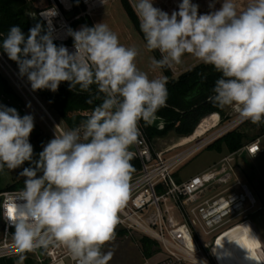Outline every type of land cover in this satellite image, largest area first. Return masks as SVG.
<instances>
[{
    "label": "clouds",
    "instance_id": "9594fccd",
    "mask_svg": "<svg viewBox=\"0 0 264 264\" xmlns=\"http://www.w3.org/2000/svg\"><path fill=\"white\" fill-rule=\"evenodd\" d=\"M130 2L145 48L160 53L151 59L153 70L191 55L221 74L208 97L214 106L230 107L253 124L264 122V0H251L244 10L235 0H209L204 13L194 0H179L171 12L155 0ZM44 31L36 24L26 35L13 25L0 33L2 54L17 64L33 91L55 92L67 82L70 91L88 93L86 103L94 106L34 159V117L0 104V171L29 164L19 172L24 187L8 216L14 244L27 253L59 243L75 264H108L112 254L102 249L115 237L135 172L130 149L140 142L141 121L151 126L160 120L163 129L157 113L168 99L167 77L150 79L137 67L139 49L121 44L103 22L69 31L72 51ZM24 259L21 255L20 264Z\"/></svg>",
    "mask_w": 264,
    "mask_h": 264
},
{
    "label": "built area",
    "instance_id": "2783aa9c",
    "mask_svg": "<svg viewBox=\"0 0 264 264\" xmlns=\"http://www.w3.org/2000/svg\"><path fill=\"white\" fill-rule=\"evenodd\" d=\"M27 1L34 6L28 16L32 20H41L53 42L72 51L73 40L69 31L76 30L77 23L87 21L114 0ZM69 15L73 17L69 19ZM0 59L11 69L1 55ZM238 125L239 122L234 121L216 130L219 123L207 135L184 146L175 145L157 152L140 122V142L132 146L131 151L135 153L134 159L140 161L141 170L132 176L130 198L119 213L120 222L115 230L158 243L154 254L145 258L142 264H232L223 259L225 249L215 256L210 240L205 237H214L237 221H250L258 211L264 210V207L257 210V200L250 187L240 178L239 152L225 156L188 181L179 183L175 175L191 157L207 149ZM180 149L182 151L177 152ZM244 149L253 158L261 152L259 141L246 145ZM20 191L5 190L0 193V260L36 255L40 264H75L69 251L59 243L34 252H18L13 239L14 228L10 226L8 216H11L9 209H13ZM40 251L44 252L42 257L38 254Z\"/></svg>",
    "mask_w": 264,
    "mask_h": 264
},
{
    "label": "rangeland",
    "instance_id": "374dc122",
    "mask_svg": "<svg viewBox=\"0 0 264 264\" xmlns=\"http://www.w3.org/2000/svg\"><path fill=\"white\" fill-rule=\"evenodd\" d=\"M178 2L179 0H155V6L171 12L177 7ZM194 2L199 3L201 8L203 6H208L209 0H194ZM250 2L251 0H239L237 3L235 0L240 10H244ZM130 4L132 5L131 2ZM217 5L220 7L219 3H217L216 6ZM33 8V5L29 6L27 16ZM199 11L202 13L204 10L199 9ZM207 11H210L209 6ZM100 22L107 24L109 28L118 35L121 44L125 46H135L139 49V55L136 59L137 67L147 72L150 79L161 76L165 77L162 69L153 70L151 68V59L153 57L158 59V57L155 52H149L145 48L143 35L137 31L129 19L121 0H114L108 3L103 9L97 11L91 18H88L87 21L80 22L75 29L79 30L81 26L84 25L90 27V25L93 26ZM158 54L160 55L159 52ZM186 57L190 59L193 58V56L186 54L182 57V62H184V58ZM194 61H197V59H194ZM0 67L12 79V71L2 63L1 59ZM12 81L14 80L12 79ZM14 83L26 98L27 106L24 111L34 117L35 128L31 133L30 142L34 148L40 147L42 149V146L53 138L55 134L59 135L60 131L41 109L32 95L23 87L24 85L21 81V85L19 84L21 87L16 81H14ZM53 119L59 128L64 131L63 126L55 120V118ZM234 121L239 122V125L231 131L237 130L245 134L247 137L245 145L252 143L251 140L261 134L260 129L257 127L258 124L243 120L239 117L238 113L230 107L225 108L223 116L220 115V126H218L216 130ZM158 124L159 123H157V125ZM216 130L212 131L211 134ZM193 136H195V134H193ZM198 136L199 135H197V137ZM187 138L189 139V137ZM182 139L184 138H180L174 132H171L165 138H155L152 140V143L155 151L160 152L169 147L184 143L185 141ZM256 141H259L261 152L254 158L245 153L241 154L238 162V171L242 181L250 187L258 202L257 210H259L264 207V136L258 138ZM180 151H182V149L177 152ZM218 159L219 157L215 153H211L209 149H203L178 169L175 178L179 183L187 181L208 170L209 168L207 167ZM26 164L28 163L26 162L21 168L14 171L7 168L2 171L0 173V190L6 189L9 185L13 184L15 180L23 178L19 176V172L22 171L23 167H26ZM140 239L141 237L136 234H133V236L126 234L123 236H115L112 241L106 243L102 251L105 253L111 252L112 254L108 264H142L145 257L142 253ZM205 239L210 240L212 252L215 256H217L222 249H229L233 256L243 260L246 264H264V210L258 211L250 221H237L222 229V231L217 233L214 237H205ZM27 259L32 260L35 264H40L36 255H28L25 257L22 264H26ZM14 262L15 264H20V258L15 259Z\"/></svg>",
    "mask_w": 264,
    "mask_h": 264
},
{
    "label": "trees",
    "instance_id": "16d2710c",
    "mask_svg": "<svg viewBox=\"0 0 264 264\" xmlns=\"http://www.w3.org/2000/svg\"><path fill=\"white\" fill-rule=\"evenodd\" d=\"M121 1L129 19L137 31L142 34L139 28L138 17L129 0ZM30 5L31 4L27 0H0V33L6 35L10 27L18 25L27 35L31 27L36 24H41L45 30L44 34H48V30L41 20H31L27 16V10ZM77 25L78 23L75 27ZM2 40L3 36H0V43H2ZM54 43L58 46L61 45L57 42ZM71 43H73V41H71ZM154 52L159 59L160 55L158 52ZM0 55L14 71L12 72V79L16 81L18 85L24 83L45 109H47L49 114L63 126L64 130L78 126L90 115L94 105L86 103L88 93H80L78 89L76 91H70L67 82L61 83L58 90L55 92L48 89L33 91L26 77L22 78L19 76L17 64L9 60L6 54H2V49H0ZM163 71L167 77L166 87L168 89V99L166 106L158 111L157 116L162 118L164 128L162 130L159 129L156 126L157 124L145 126L143 121H141L149 140L152 141L155 138H165L171 132H174L180 138H186L194 134L202 120L207 116L214 113H218L222 116L224 115L226 107L220 109L214 106L208 99V97L212 95L211 90L215 81L221 75L213 66L206 64L197 65L180 75L177 79L173 78V73L170 68H164ZM12 79L0 67V104L14 107L21 116L29 114L24 111L27 106L26 98L18 90L17 85ZM92 91L95 93V85L92 86ZM94 103L98 104L99 101H94ZM257 127L260 129L261 134L253 138L251 142H255L259 137L264 136V122L258 124ZM246 138L245 134L234 130L215 141L207 149L221 151V148L226 146L230 153L236 152L244 147ZM41 150L40 147L34 148V159L38 158V153ZM130 150H132V148ZM131 163L135 168V172L132 174L133 176L141 170V164L137 159H133ZM28 166L29 164H26V167ZM6 168L5 166L3 171L6 170ZM1 172L2 171H0V173ZM37 175L39 176L41 173L38 172ZM24 179L25 178L15 180L14 183L9 185L6 189L0 190V193L5 190H22L24 187ZM126 234L127 233L123 230H115V236H123ZM140 245L145 258L151 257L155 252V248L158 247V243L149 238H141ZM38 254L42 257L44 252L40 251ZM0 264H15V262L13 259H2L0 260ZM26 264L35 263L27 259Z\"/></svg>",
    "mask_w": 264,
    "mask_h": 264
},
{
    "label": "crops",
    "instance_id": "0c3cea01",
    "mask_svg": "<svg viewBox=\"0 0 264 264\" xmlns=\"http://www.w3.org/2000/svg\"><path fill=\"white\" fill-rule=\"evenodd\" d=\"M238 1L239 0H236V2L238 3ZM218 6V5H217ZM216 6V7H217ZM217 8H219V6L217 7ZM201 10H204L202 13H204V12H208L207 10H208V6H203V7H201L200 8ZM240 10V9H239ZM185 60H184V62H181L180 64H174L170 69H171V71H172V73H173V78H175V79H177L180 75H182L183 73H185V72H187L188 70H190V69H192V68H194L195 66H197V65H200V64H204L202 61H199V60H197V61H194V59H196V58H184ZM188 59H190V60H188ZM193 59V60H192ZM188 60V61H187ZM192 61V62H191ZM163 70V69H162ZM164 72V71H163ZM164 75H165V73H164ZM165 77H166V75H165ZM28 88V87H27ZM29 89V88H28ZM212 116H214L215 118H216V121L215 122H213V121H211L210 120V117H212ZM220 123V115L218 114V113H214V114H212V115H209V116H207L205 119H203L202 120V122L200 123V125L197 127V129H196V131L197 130H199V129H203V132H201L199 135L200 136H198V137H202V136H205V135H207L208 134V132H210V130H212V129H214V128H216L217 126H218V124ZM204 124V125H203ZM209 128V129H208ZM195 131V132H196ZM195 132H194V134H195ZM202 134V135H201ZM192 136V135H191ZM190 137V136H189ZM187 138V137H186ZM259 138H261V137H259ZM193 140V139H192ZM191 141V140H190ZM246 145H248V144H246ZM246 145H244V147L242 148V149H240V150H238V151H236V152H239V155H238V162H239V157H240V155L241 154H243V153H245V154H248L247 153V151L244 149L245 148V146ZM209 151L211 152V153H215L218 157H219V159L217 160V161H214L212 164H210L207 168H210L211 166H213V165H215V164H217L218 162H220L225 156H227V155H229V154H233V153H236V152H232V153H230L229 151H228V149H227V147L226 146H223L222 148H221V151H218V150H212V149H209ZM249 155V154H248ZM250 156V155H249ZM251 157V156H250ZM196 177V176H195ZM192 178H194V177H192ZM192 178H190V179H192ZM189 179V180H190ZM188 181V180H187ZM183 182V181H182ZM185 182V181H184Z\"/></svg>",
    "mask_w": 264,
    "mask_h": 264
},
{
    "label": "bare ground",
    "instance_id": "6f19581e",
    "mask_svg": "<svg viewBox=\"0 0 264 264\" xmlns=\"http://www.w3.org/2000/svg\"><path fill=\"white\" fill-rule=\"evenodd\" d=\"M210 120L211 121H213V122H215L216 120H215V117L214 116H212V117H210ZM204 125V124H203ZM209 129V128H208ZM202 130V131H201ZM203 132V129L201 128V129H199V130H197L196 132H195V136H190L189 137V139L188 138H184V139H182V140H184L185 142L184 143H181V144H177V147H181V146H184V145H186V144H188V143H190V142H192L193 140H196V139H198V138H200V137H197V135H199L201 132ZM202 135V134H201ZM200 136V135H199ZM193 139V140H192ZM191 140V141H190ZM223 259L225 260V261H230V262H232V264H246L243 260H241V259H239V258H236L235 256H233L232 254H231V252L229 251V250H225V253H224V255H223Z\"/></svg>",
    "mask_w": 264,
    "mask_h": 264
},
{
    "label": "water",
    "instance_id": "95a60500",
    "mask_svg": "<svg viewBox=\"0 0 264 264\" xmlns=\"http://www.w3.org/2000/svg\"><path fill=\"white\" fill-rule=\"evenodd\" d=\"M73 17V15H69L68 16V18L70 19V18H72ZM28 91H29V93L32 95V97L37 101V103L40 105V107H41V109L47 114V116L51 119V121L54 123V124H56V122L54 121V119L52 118V116L49 114V112L45 109V107L38 101V99L33 95V93L28 89ZM157 123H160V120H158L157 122H156V124ZM153 125H155V124H153ZM152 125V126H153ZM57 128H58V130L61 132V129L59 128V126L56 124L55 125ZM1 204H2V199L0 198V231H1V228H2V217H1Z\"/></svg>",
    "mask_w": 264,
    "mask_h": 264
},
{
    "label": "snow or ice",
    "instance_id": "6c2138e0",
    "mask_svg": "<svg viewBox=\"0 0 264 264\" xmlns=\"http://www.w3.org/2000/svg\"><path fill=\"white\" fill-rule=\"evenodd\" d=\"M253 150H255V149H253ZM13 211H14L13 209H9V214L12 215Z\"/></svg>",
    "mask_w": 264,
    "mask_h": 264
}]
</instances>
